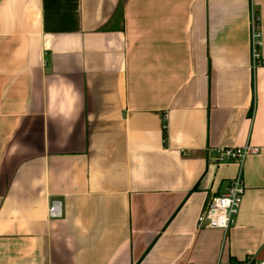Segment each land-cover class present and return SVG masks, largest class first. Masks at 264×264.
Here are the masks:
<instances>
[{
  "label": "crops",
  "instance_id": "crops-1",
  "mask_svg": "<svg viewBox=\"0 0 264 264\" xmlns=\"http://www.w3.org/2000/svg\"><path fill=\"white\" fill-rule=\"evenodd\" d=\"M246 144L261 150L237 224L198 228L240 171L217 150ZM249 257L264 261V0H0V264Z\"/></svg>",
  "mask_w": 264,
  "mask_h": 264
},
{
  "label": "built area",
  "instance_id": "built-area-1",
  "mask_svg": "<svg viewBox=\"0 0 264 264\" xmlns=\"http://www.w3.org/2000/svg\"><path fill=\"white\" fill-rule=\"evenodd\" d=\"M250 35H251V51L253 56V63L255 65L262 64L263 35L261 28V19L258 14L253 12L251 14ZM164 119V135L165 141L168 142V117L163 116ZM261 150L259 146H252L250 144L241 147H225L217 150V157L215 162L217 164H226V162H236L240 165V171L236 177L231 179L230 185L226 188L224 193L210 196L204 204L202 211L199 213L197 219V226L201 229L220 228L226 234L237 224L239 212L242 208L245 193V181L243 179V161L251 154H258ZM49 215L51 217H62L63 204L60 201L54 200L49 207ZM240 264H264L254 261L253 258H246Z\"/></svg>",
  "mask_w": 264,
  "mask_h": 264
}]
</instances>
